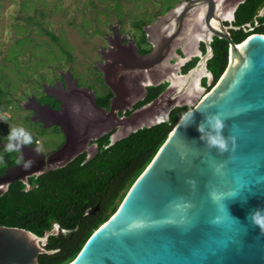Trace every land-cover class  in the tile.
I'll use <instances>...</instances> for the list:
<instances>
[{
    "label": "water",
    "instance_id": "water-1",
    "mask_svg": "<svg viewBox=\"0 0 264 264\" xmlns=\"http://www.w3.org/2000/svg\"><path fill=\"white\" fill-rule=\"evenodd\" d=\"M243 1H236L228 10L233 12ZM220 5L225 11V4ZM202 7L203 17L195 31L204 33L202 40L207 51L183 75L191 76L198 68L209 73L206 61L213 54L214 36L228 42L225 70L181 116L81 250L61 264H264V231L247 219L256 208L264 210V34L253 33L236 43L219 13L217 0H182L175 4L153 24L145 26L153 44L149 54L137 55V46L131 43L133 53L129 52L135 58L125 62L119 59L101 68L106 85L115 94L110 108L115 119L112 125H130L128 130L120 127L122 134L118 138H122L141 127L167 120L170 110L179 105L153 115L157 99L172 87L169 83L150 103L127 117H117L115 108L124 87L120 89L116 83L121 76L110 80L111 70L118 62L127 71L142 74L148 70L156 84L151 70L162 65L171 53L186 17ZM213 19L218 22L217 27L213 26ZM127 49L118 47L112 51V58L128 55ZM190 110L194 121L185 127L182 117ZM209 113L219 114L224 120L223 134L235 137L234 150L231 141L229 151L224 153L209 149L200 141L197 124ZM20 166L0 175V194L10 182L26 180L33 174ZM189 178L195 180V188L187 182ZM96 208L88 212L94 213ZM64 233L71 236L73 231ZM46 240L47 237H38L24 228L0 225V264H39L40 254L59 250H46Z\"/></svg>",
    "mask_w": 264,
    "mask_h": 264
},
{
    "label": "rangeland",
    "instance_id": "rangeland-1",
    "mask_svg": "<svg viewBox=\"0 0 264 264\" xmlns=\"http://www.w3.org/2000/svg\"><path fill=\"white\" fill-rule=\"evenodd\" d=\"M178 1L0 0V86L6 91L7 100L2 112L7 116V122L4 123L3 130H0V135L5 130V136L9 132V126L23 127L27 130V124L30 122L28 116L31 113L28 107L25 109L20 107L21 102L27 105L29 98L35 97L37 101L56 104V101L46 94L43 84L54 82L60 84L64 79L63 73L71 72L74 79L78 78L81 84L90 87L91 90H97L98 82L102 83L100 76V81L98 79V69L113 62L112 56H107L104 48L109 47L108 53L113 51L114 34L122 35V42L132 37L136 43H143L142 31L135 23L143 20L146 25L153 24L159 16L169 10L168 5L172 6ZM217 2L225 4L228 13L225 17L231 18L227 17L231 11L228 9L233 7L234 0ZM201 9L186 17L184 29L173 45L171 53L162 65L154 69L160 74L157 80H168L172 87L157 99L152 109L156 111L153 115L173 104H186L192 107L206 92L200 83V79L206 73L200 71L188 87L178 93L181 90L180 86L187 82V76L181 74L182 66L191 56L201 54L197 48L199 38L197 41L192 40V32L197 26L196 19L200 20L204 10L203 7ZM45 30L56 37L52 39ZM178 50L186 55L185 58H181ZM103 59L104 65L101 64ZM111 73L112 77H109L112 81L121 76L116 83L120 89L121 86L124 87L120 90L122 93L123 90L129 89L130 76L139 74L136 71L124 70L119 64L114 65ZM206 76L211 83L212 76L209 73ZM147 77L149 78L135 79V83L152 82L151 77ZM103 83L106 84L105 80ZM146 118H149L148 114ZM142 122L144 121L140 120V123ZM116 127H121L122 130L130 129V125L124 122L117 124ZM121 129H118L117 134H120ZM56 142L57 140L52 144ZM2 145L0 143V146ZM66 155L67 158L68 154Z\"/></svg>",
    "mask_w": 264,
    "mask_h": 264
},
{
    "label": "trees",
    "instance_id": "trees-1",
    "mask_svg": "<svg viewBox=\"0 0 264 264\" xmlns=\"http://www.w3.org/2000/svg\"><path fill=\"white\" fill-rule=\"evenodd\" d=\"M169 6L167 8L169 9ZM167 9V10H168ZM136 27L142 31V41H146L143 31L145 21H137ZM234 26L240 27L231 33L232 39L240 43L253 33L264 34V0H244L235 10ZM248 24V25H247ZM52 39L51 32L45 30ZM212 56L206 61L207 71L212 74V82L204 76L201 85L209 91L228 63V42L215 38L211 43ZM203 52L206 45L202 44ZM199 56L183 66L182 73H187L199 61ZM169 85L164 81L147 87L145 97L137 102L131 114L137 109L157 98ZM112 93L100 98L104 105L109 103ZM6 91L0 86V112L6 106ZM189 105L172 108L168 119L149 127H141L127 136L111 143V132L103 134L95 142L97 153L87 159L86 153L74 157L64 166L46 171L30 178L29 189L25 184L15 181L6 192L0 194V225L19 227L31 231L38 237L47 236L45 249L59 250L39 255V264H61L77 254L91 232L115 204L125 188L136 174L166 141L181 116L190 109ZM7 116L2 113L0 130H3ZM0 135V142L4 133ZM3 136V137H2ZM3 149L2 146H0ZM5 153V148L0 156ZM0 163V172L3 169ZM97 206L94 213L88 211ZM59 230L55 231V226ZM64 231H73L67 236Z\"/></svg>",
    "mask_w": 264,
    "mask_h": 264
},
{
    "label": "flooded vegetation",
    "instance_id": "flooded-vegetation-1",
    "mask_svg": "<svg viewBox=\"0 0 264 264\" xmlns=\"http://www.w3.org/2000/svg\"><path fill=\"white\" fill-rule=\"evenodd\" d=\"M181 1L182 0H179L178 2L174 3L172 6H174L175 4ZM236 1L238 0H234V2ZM217 4L219 5L221 3L217 2ZM172 6H170L169 9ZM237 7L233 10V12L232 10L229 12V16L227 17H231V18L225 17V15L228 14L227 12L223 16V22L227 27H230V33H232L233 30L240 28L232 24L234 20V13ZM196 23H197L196 25H198L197 19H196ZM143 27L145 28V25ZM144 32H145V29H144ZM196 32L197 31L194 30L192 34L194 35V33ZM116 34L117 33H115L112 38V42H114L115 44L114 45L115 48H113L114 51H117L118 47H120L121 49L128 48L127 51L128 52L130 51L131 53H133L132 52L133 44L137 46V53L134 52V54L136 53L137 55L138 54L147 55L153 49V44L148 40L146 32L145 34H146L147 42H143L140 44L138 42L136 43L132 37H130L129 40H126V42H122L123 40L121 38L122 35L117 36ZM193 35H192V40H193ZM215 38L216 36L213 37V39L211 40V43L213 42ZM203 43L204 42L202 38H199L198 43H197L198 51H200L201 53L199 57L206 53V52H203L202 50ZM142 44H144L143 45L144 47H142ZM125 45L127 46L125 47ZM104 49H106L105 52L107 53L106 54L107 56L113 55L112 54L113 52L108 53L109 47L104 48ZM228 49H229V46H228ZM206 51H207V47H206ZM130 52L128 53V55L123 53V55H120L119 57L118 55H115L113 57V61H119L120 59V61L125 62V61H128L127 59L131 60V58L132 59L135 58V56L131 54ZM179 52H180L179 54L181 58H185L186 55L184 56L183 52L181 51ZM193 57L195 56H191L187 62L191 61ZM104 62L105 60L103 59L101 63L104 64ZM122 62H118V64L122 66L123 65ZM183 66L181 68L182 71H183ZM98 70H99L97 71L98 79L100 81V77H101L102 83L100 84V82H98L99 84L97 85L99 87L97 86V90H91L90 87H87L84 84H81L78 78L74 79L72 73L68 72L67 74L63 73L64 79L63 81H61L60 84H56L55 82L51 84H43L46 94L52 97L53 100L56 101V104H53L52 102L37 101L35 97L29 98L28 104H27L28 106L23 105V103L19 101L21 102L20 107L22 109H25L28 107V110L31 113L28 116L29 117L28 120H30V122L27 124L28 125L27 131L33 136V144L30 146L23 147L22 153H23V157L25 160L32 159L34 161V163L32 164L30 168L24 169L25 172L27 171L33 172V174L27 176L26 180H14L10 182L4 188V192H6L9 185L15 181L23 182L26 187L25 189L26 190L29 189L32 185V183L30 182V178L32 176L37 177L45 173L46 171L64 166L66 163L69 162L68 161L65 163L66 159L72 155L76 157L81 153H86L87 159L93 157L97 153V149H98V146L95 140H97L99 137H101L105 133L111 132V135H110L111 143L114 142L113 140L115 138H118L119 135L122 134L121 132L120 134H117L118 129L120 127H113L112 125V122L115 119H114V115L110 113V108H111V99L115 96V94L108 85L103 83L104 82L103 71L101 72L100 68ZM182 71H181V74H183ZM146 73L148 74H145L144 72H142V74L140 73L137 76L135 75L130 76V78L128 79V82L130 85L129 89L127 91L123 90V93L120 96L119 101L117 102V106L115 108V114L117 115V117L121 116L123 118V117L129 116L130 114L127 115L126 111L129 109H132L137 102H139L145 97L148 86L157 85L164 81H168V80L158 81L157 77L160 76L159 72L157 70H151V73L153 74V79L155 78L154 80L156 81L155 82L156 84H153V82H148L145 84L144 83L138 84V82L135 83V79L139 80L141 77L148 79L149 77L147 76L149 75V71ZM202 78L200 79V83H201ZM109 92L112 93V96L109 99V103L107 105H104L100 101L101 100L100 98L104 97ZM141 94L143 95L141 96ZM44 103H48V104L42 106L41 104H44ZM129 104H131V107H129ZM110 128H113V129L109 131H105ZM7 134L4 137H6ZM2 139L3 140L0 143L3 144L2 150H4L5 144L7 142V138H2ZM55 140H57V142L55 144H52V142ZM37 147L40 149V154H37L36 151L34 150V148H37ZM90 150H91V153H90ZM66 154H68L67 158L65 157ZM20 159H21V153L19 152H14L11 154L5 152L0 157V163L4 164L3 169L0 172V175L5 174L8 171V169L19 166L18 163ZM61 163H65V164L53 168L54 165L61 164ZM55 228L59 230L60 227L59 225H56ZM47 236L48 235H46V237Z\"/></svg>",
    "mask_w": 264,
    "mask_h": 264
},
{
    "label": "clouds",
    "instance_id": "clouds-1",
    "mask_svg": "<svg viewBox=\"0 0 264 264\" xmlns=\"http://www.w3.org/2000/svg\"><path fill=\"white\" fill-rule=\"evenodd\" d=\"M194 121V112L189 111L182 117V122L185 127ZM4 122H7L6 119ZM225 128V122L219 114L209 113L204 115L202 119L197 124V131L199 132V139L202 141L207 148L217 149L220 153L229 151V141H231L233 150L235 146V137H226L223 134V129ZM33 144V136L25 130L23 127H11L9 126V132L7 134V142L5 144L6 153H21V159L18 165H21L24 169H28L32 166L34 161L32 159L25 160L23 157L22 149L25 146H30ZM37 154H40V149L34 148ZM219 170V168H218ZM187 182L195 188V180L189 178ZM218 199V197H217ZM247 219H250L251 223L258 226L262 231H264V210L256 208L253 210Z\"/></svg>",
    "mask_w": 264,
    "mask_h": 264
},
{
    "label": "bare ground",
    "instance_id": "bare-ground-1",
    "mask_svg": "<svg viewBox=\"0 0 264 264\" xmlns=\"http://www.w3.org/2000/svg\"><path fill=\"white\" fill-rule=\"evenodd\" d=\"M217 6L219 7V13L221 14V16L223 17L224 16V14L226 13V10L224 11L223 10V8H222V6L219 4H217ZM201 9V8H200ZM202 10V9H201ZM203 12H204V10L202 11V16H201V18L203 17ZM200 18V19H201ZM212 24H213V26H215V27H217L218 26V22L215 20V19H213L212 20ZM203 35H204V33H201V32H196V33H194V35H193V38L194 37H196L197 39L198 38H202L203 39ZM200 71L202 72L203 70L201 69V68H198V69H196L195 71H194V73L191 75V76H187V82H186V84H184V86L182 85V86H180V89L181 90H179V91H182L183 89L185 90L186 89V87H188V84H190L191 83V81H192V79L194 78V76H197V74L198 73H200ZM197 84H198V82H197ZM130 124H132V123H130ZM124 128V127H123ZM124 130V129H123Z\"/></svg>",
    "mask_w": 264,
    "mask_h": 264
},
{
    "label": "built area",
    "instance_id": "built-area-1",
    "mask_svg": "<svg viewBox=\"0 0 264 264\" xmlns=\"http://www.w3.org/2000/svg\"><path fill=\"white\" fill-rule=\"evenodd\" d=\"M2 112H0V122H1Z\"/></svg>",
    "mask_w": 264,
    "mask_h": 264
},
{
    "label": "crops",
    "instance_id": "crops-1",
    "mask_svg": "<svg viewBox=\"0 0 264 264\" xmlns=\"http://www.w3.org/2000/svg\"><path fill=\"white\" fill-rule=\"evenodd\" d=\"M207 74V73H206Z\"/></svg>",
    "mask_w": 264,
    "mask_h": 264
}]
</instances>
